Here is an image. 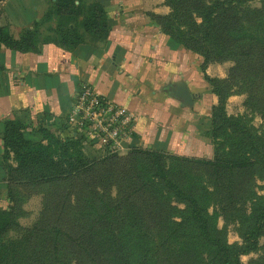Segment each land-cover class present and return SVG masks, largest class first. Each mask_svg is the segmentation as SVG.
I'll use <instances>...</instances> for the list:
<instances>
[{
    "label": "trees",
    "instance_id": "obj_1",
    "mask_svg": "<svg viewBox=\"0 0 264 264\" xmlns=\"http://www.w3.org/2000/svg\"><path fill=\"white\" fill-rule=\"evenodd\" d=\"M54 4L56 13L73 23L61 40L55 42L57 46L74 49L80 45L79 29L94 36L103 35L104 13L97 3L55 0ZM165 4L170 7V14L152 18L171 42L202 57L203 79L218 99L211 111V129L207 133L215 158L213 162H203L206 174L212 172L223 179L247 177L252 172L264 174V130L252 123L255 116L264 118V0H165ZM35 38V29L15 39L0 28V47L14 52H38L40 46L35 44ZM228 61L233 65L227 78L205 74L208 64ZM234 93L245 95L246 110L244 114L229 116L226 102ZM33 130L40 140L27 134V126L17 120H8L3 126L2 159L10 207L0 210V264H68L62 249L74 243L72 232L79 235V244L90 246L84 248L86 256L95 259L104 249L109 250L110 258H114L117 249L118 255L120 249L126 254L133 247L141 249L144 245L137 232L138 218L130 196L123 198L128 199L127 210H120L118 215L115 208L109 209L110 202L95 194L77 196L72 201V192L59 197L46 192L67 186L70 189L75 174L100 170L110 177L120 168L125 169L124 174L131 182L133 176V181L151 189V208L156 201H172V196L186 205L183 213L169 219L166 213L160 212L159 216L156 213L155 223L165 227L171 238L177 235L186 239V232L198 235L211 264H240V256L257 249L264 222V199L253 201V208L242 223L243 245H228L204 203L205 176L189 170L188 160L174 158L178 167L170 170L166 166L167 157L158 151L133 148L123 161L117 157L88 161L80 152L81 140L68 135L62 139L42 127ZM103 179L108 187L109 179L105 175ZM24 188L37 190L39 194L44 191L46 195L41 196L42 208L28 227L19 225V220L28 216L24 209L28 201ZM174 218L181 221L176 223ZM120 260L121 264H131L128 257Z\"/></svg>",
    "mask_w": 264,
    "mask_h": 264
},
{
    "label": "crops",
    "instance_id": "obj_2",
    "mask_svg": "<svg viewBox=\"0 0 264 264\" xmlns=\"http://www.w3.org/2000/svg\"><path fill=\"white\" fill-rule=\"evenodd\" d=\"M94 1L104 13L102 36L81 30L82 42L74 49L52 43L36 53L0 49V210L10 205L2 159L4 123L22 122L40 140L33 129L55 132L83 83L133 112L134 131L126 151L187 156L214 151L207 133L218 99L203 79L202 58L171 42L152 18L170 14L165 0ZM230 66L209 64L205 74L224 79ZM180 84L193 95L192 107L173 97ZM242 102V96H231L227 112L241 113Z\"/></svg>",
    "mask_w": 264,
    "mask_h": 264
},
{
    "label": "rangeland",
    "instance_id": "obj_3",
    "mask_svg": "<svg viewBox=\"0 0 264 264\" xmlns=\"http://www.w3.org/2000/svg\"><path fill=\"white\" fill-rule=\"evenodd\" d=\"M54 1L55 0H0V28L7 30L15 39H18L23 32L35 29V44H37V46L41 48L42 45L44 46V43L55 44V42L61 40L62 34L68 31L70 25L73 23L72 20L56 13ZM86 1L88 4L95 3L94 0ZM81 19L82 18H80L79 21ZM81 30L82 29H79V33H81ZM1 48L6 47L1 46L0 49ZM227 63L231 64L227 70L228 76V71L233 64L230 61ZM232 96H236V93ZM238 96L243 97V110L241 113L235 114V112H233V114H229L227 112L228 98L226 102V112L229 116L245 113V95ZM252 123L256 128L264 130V118L262 119L259 116H255ZM64 131V127L60 125L55 132L53 130L51 132L62 138L66 135ZM27 134L31 133L27 131ZM80 152L88 161H101L110 157H117L120 158V161H123L130 151H122L119 154L112 155L99 151L92 146L82 144ZM158 152L167 157L166 166L170 170L172 167H178V163L174 159L178 158L188 160L189 162L186 163V166L189 170L193 171L195 174H202L205 176L207 194L205 195L204 203L207 207L208 214L214 217L216 228L218 231L222 232L228 245L242 246V223L248 216L251 208H253V201L257 198L261 200L264 199V174L252 172L250 175H247V177L240 178L234 176L223 179L220 175L212 174V172L206 174L205 166L202 165L203 162H213L215 158L214 151H211L210 155L204 153L201 156L177 155L172 151ZM11 164L15 166V162L12 161ZM256 168L258 169L259 166ZM124 172H126L125 169L120 168L117 170V173L112 174L110 177V174H104L100 170L86 175L75 174V176L72 175L73 182L70 189L69 186H67L66 188L59 187L46 190V192H52L54 197L64 196L72 192V201H74L77 196L78 198H83L85 195L92 194L101 196L111 203L108 204L110 207L109 209L115 208V213L118 215L120 214V210H127L126 204L128 203V199H123L124 197L130 196L131 200L135 203V206L133 205L134 203L132 204L133 212L138 218V221H135V225H138L137 232L142 237V243L144 245L141 249L133 247L129 254L124 253L123 250L120 249L119 255L117 249L114 258H110L109 250L104 249V253L99 252L100 255L95 259L86 256L84 248L86 249L90 246L83 242L79 244V235L77 232H72L71 238L74 243L68 244L67 248L64 247L62 249V253L65 255L68 264H121L120 259L124 260L127 259V257L131 264H211L209 254L206 252L205 248L200 246L202 241L198 235H192L191 232H186V239H181L177 235L175 238H171L165 227L155 223L154 216L156 213L158 216L160 212L166 213L168 215L166 217L169 219L170 216H179L183 213L186 209V205L176 201L175 197L172 196V201L168 203L165 201H163V203L156 201L155 206L151 208L149 203V201L153 200L149 194L151 189L149 191L144 183L133 181V176L131 182ZM104 175L109 179V184H106L108 187L103 184ZM23 192L28 198V201L24 205V209L28 216L26 218H21L19 220V225L28 227L33 223L42 208L41 196L45 197L46 195L44 191H42V194H39L37 190L31 188H24ZM118 202H120V205L115 207V204ZM9 207L10 205L8 208ZM174 221L179 223L181 219L174 218ZM262 225L261 233L257 239V249L254 252L240 256V264H264V222ZM82 234L84 236L86 235V233ZM81 240L83 241L84 237H81ZM96 249L98 250V248Z\"/></svg>",
    "mask_w": 264,
    "mask_h": 264
},
{
    "label": "built area",
    "instance_id": "obj_4",
    "mask_svg": "<svg viewBox=\"0 0 264 264\" xmlns=\"http://www.w3.org/2000/svg\"><path fill=\"white\" fill-rule=\"evenodd\" d=\"M134 119L128 108L101 95L91 84L83 83L74 94L62 126L66 135L113 155L127 150Z\"/></svg>",
    "mask_w": 264,
    "mask_h": 264
},
{
    "label": "water",
    "instance_id": "obj_5",
    "mask_svg": "<svg viewBox=\"0 0 264 264\" xmlns=\"http://www.w3.org/2000/svg\"><path fill=\"white\" fill-rule=\"evenodd\" d=\"M173 97L180 100L185 107H192L194 103V98L191 93H189L185 84H180L177 86Z\"/></svg>",
    "mask_w": 264,
    "mask_h": 264
}]
</instances>
